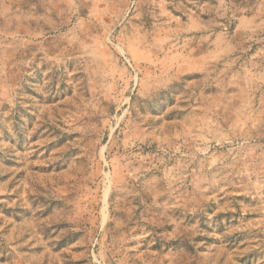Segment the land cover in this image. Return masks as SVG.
Wrapping results in <instances>:
<instances>
[{"label": "rangeland", "instance_id": "1", "mask_svg": "<svg viewBox=\"0 0 264 264\" xmlns=\"http://www.w3.org/2000/svg\"><path fill=\"white\" fill-rule=\"evenodd\" d=\"M0 264H264V0H0Z\"/></svg>", "mask_w": 264, "mask_h": 264}]
</instances>
